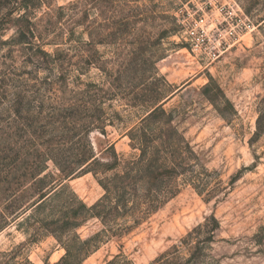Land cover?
<instances>
[{
	"label": "rangeland",
	"instance_id": "rangeland-1",
	"mask_svg": "<svg viewBox=\"0 0 264 264\" xmlns=\"http://www.w3.org/2000/svg\"><path fill=\"white\" fill-rule=\"evenodd\" d=\"M234 1L254 28L212 64L193 55L177 15L216 12L225 0H44L36 7L38 17L50 13L56 24L51 31L40 29L44 51L58 50L66 60L48 69L20 47L0 48V223H5L0 264H62L66 242L77 256L65 264H108L119 255L118 264H126L124 259L153 264L173 248L174 264H264V0ZM76 4L89 10L94 22L92 47L86 46V24L75 26L67 17ZM83 18L79 14L76 20ZM121 18L127 24H116ZM13 34L14 29L2 33L0 43ZM88 50L95 64L81 72L86 84L103 87L122 66L130 68L122 69L126 81L142 83L155 72L166 79V85L149 82L150 93H161V105L172 114V121L161 125H172L190 144L204 186L181 184V192L148 221L116 237L107 232L99 249L84 257L78 255L80 241L107 229L98 218H76L68 205L73 193L89 208L97 204L105 194L101 177L85 171L66 178L51 157L68 164L91 144L104 164L116 154L128 158L133 153L128 133L146 117L145 108L132 106L123 92L74 87L80 72L66 61L73 58L82 68ZM65 71L70 87L50 89ZM143 94L149 95L145 89ZM72 110H78L75 122L65 118ZM48 149L53 156L39 157ZM19 188L22 203L41 190L59 193L44 209L17 218L11 209ZM48 226L62 228L63 241L48 233ZM210 237L204 252L190 248Z\"/></svg>",
	"mask_w": 264,
	"mask_h": 264
},
{
	"label": "trees",
	"instance_id": "trees-1",
	"mask_svg": "<svg viewBox=\"0 0 264 264\" xmlns=\"http://www.w3.org/2000/svg\"><path fill=\"white\" fill-rule=\"evenodd\" d=\"M84 1L88 2V0ZM43 2L44 0L0 1V5L5 10L0 13V37H2V33L14 29L12 37L7 41L1 42L0 48L10 45L20 47V51L27 53L29 58L38 57L48 69H52L56 66L61 67L64 58H62V54L58 50H56L57 54H54L56 51L53 54L44 51L40 43L43 38L40 29L47 27L48 31H51V28L56 27V24L52 22L53 16L50 13L45 14L42 18L37 16L36 7ZM71 7L70 11L72 13L71 15H67V17L75 26L77 24H86L90 37V42L86 46L92 47L94 41L92 38L94 34V22L90 21L89 10H83L77 4ZM61 10L65 9L61 8ZM79 14H83L84 16L82 21L76 20ZM64 16V14H60V19H64ZM162 17L164 19H171L166 14L162 15ZM126 20L127 18H121L116 24L125 25L127 24ZM70 32L72 34V41H75V30H71ZM73 50L77 51V48ZM87 52L86 56L83 57L82 63L84 67L82 68L79 62L73 63V58L66 61L68 67L73 68V70L77 69L80 72L79 76L72 79L73 81L75 80L74 87H84L85 89L83 90L86 93H90L93 89H103L104 91H110L108 94H114V96H119L120 94L118 93L123 92L122 94L126 98H130L133 103L132 106L137 105L145 108L146 117L143 118L139 126L133 128L128 133L133 150V153L128 158H121L116 154L113 157L112 163L104 164L94 153L91 144H88L89 150L82 151L83 153H80L81 156L79 155L80 157L76 161L68 164H61L57 159H53L54 157H51L53 156L52 149L46 150L39 156L47 155L51 157L59 167L61 174L66 178L85 171L93 173L95 177H101L99 183L103 187L105 194L97 204L89 208L73 193L70 199L71 202L68 205L73 210H76V218H98L107 229L86 241H80L81 247L78 249V255L84 253V257H88L99 249L102 237L107 232L112 237H116L120 234L129 233L148 221L181 192V184L192 183L198 188L204 186L201 173L197 170L198 159L190 144L182 140V136L178 135V131L172 125H168L166 128L161 125L163 120L167 122L172 121V114H168L164 110L163 104L161 105L162 101H164L161 93H150L149 82H154L152 85H166V79L163 77L158 78V72H155L151 79L144 80L142 83H136L135 79L126 81L121 76L122 69H126V67L120 66L119 76L115 79H107V83L103 87L89 83L86 84L83 82L81 72L83 70L87 74L93 64H95L90 50ZM77 56L75 55V57ZM125 65L132 66L131 63H126ZM129 69L127 68L126 70ZM154 70L156 69L154 68ZM69 72H64L65 75L60 77L58 84L49 83V88H58L61 91H66L70 87V77H67ZM107 85L108 88L105 89ZM126 87L129 88L127 89ZM130 89L133 91L128 92ZM144 89L148 91L149 95L143 94ZM101 106L102 103L97 108L100 109ZM77 112L75 113L72 110L65 118L75 122L78 117ZM98 120H101V118H98ZM21 191L23 190L19 188V191L15 193V196L18 197V204L14 205L11 209L13 210L12 217L20 218L28 211L37 212L44 209L59 193L56 189L47 193H43V190H41L35 193L27 203H22L23 193ZM4 225L5 223H0V231H2ZM74 225L76 224L70 225V223H67L65 227ZM204 227L205 225L197 227L190 234V237L198 234ZM49 228L51 227L48 226V233L56 236L59 241H63L62 236L64 231L62 228ZM77 239L80 238L78 237ZM212 242L213 237H210L206 241L199 242L196 246L190 248L204 252L208 244ZM65 244L67 255L62 264H65L71 257L77 256L75 250L67 242ZM186 246L189 247L190 245L187 244ZM122 261L123 256L119 255L108 264H118ZM124 261L126 264H133L131 261H126V259ZM153 264H174V248L172 252L165 253ZM217 264L219 263L217 262Z\"/></svg>",
	"mask_w": 264,
	"mask_h": 264
},
{
	"label": "built area",
	"instance_id": "built-area-1",
	"mask_svg": "<svg viewBox=\"0 0 264 264\" xmlns=\"http://www.w3.org/2000/svg\"><path fill=\"white\" fill-rule=\"evenodd\" d=\"M226 4L216 12L202 14H178L177 20L182 27L185 42L193 55L207 63L218 61L240 38L252 31L254 24L243 13V9L234 0H225ZM242 9V10H241ZM217 13V17L215 14Z\"/></svg>",
	"mask_w": 264,
	"mask_h": 264
}]
</instances>
